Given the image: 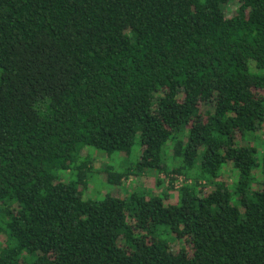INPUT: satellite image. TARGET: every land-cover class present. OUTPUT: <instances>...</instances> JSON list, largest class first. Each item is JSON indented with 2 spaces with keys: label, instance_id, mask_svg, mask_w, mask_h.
I'll list each match as a JSON object with an SVG mask.
<instances>
[{
  "label": "trees",
  "instance_id": "16d2710c",
  "mask_svg": "<svg viewBox=\"0 0 264 264\" xmlns=\"http://www.w3.org/2000/svg\"><path fill=\"white\" fill-rule=\"evenodd\" d=\"M263 89L264 0H0V264H264Z\"/></svg>",
  "mask_w": 264,
  "mask_h": 264
},
{
  "label": "rangeland",
  "instance_id": "374dc122",
  "mask_svg": "<svg viewBox=\"0 0 264 264\" xmlns=\"http://www.w3.org/2000/svg\"><path fill=\"white\" fill-rule=\"evenodd\" d=\"M234 8V4H229L227 7L228 12L230 13L232 11V9ZM262 92L264 93V89L262 90ZM259 137V138H258ZM258 140L259 139H263L264 138V134L261 131L258 134ZM264 146V144H263ZM264 148V147H263ZM97 163L101 164L102 161H105V154L103 151H98L97 152ZM163 176V175H161ZM152 177L153 174L152 173H140V174H135V175H129L126 179L123 180V183H121L120 185H110V184H100L97 185V187L94 189L93 187H91V191L94 190L93 192H95L94 195H98L99 193L103 192L104 190H110V192L112 194H118V195H125L127 194V192H129V190L132 189H137L139 188V186H143L146 188H152L153 191H159L161 189V187H154L152 186ZM92 186V185H90ZM174 197L173 192L170 193V199L172 200ZM181 243L180 241H171V248L172 249H176L178 247V244Z\"/></svg>",
  "mask_w": 264,
  "mask_h": 264
}]
</instances>
